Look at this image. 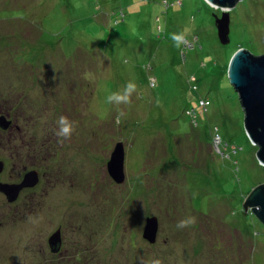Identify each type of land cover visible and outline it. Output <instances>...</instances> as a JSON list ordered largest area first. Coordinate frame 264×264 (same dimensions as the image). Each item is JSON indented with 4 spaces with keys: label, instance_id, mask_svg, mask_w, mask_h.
Instances as JSON below:
<instances>
[{
    "label": "rangeland",
    "instance_id": "obj_1",
    "mask_svg": "<svg viewBox=\"0 0 264 264\" xmlns=\"http://www.w3.org/2000/svg\"><path fill=\"white\" fill-rule=\"evenodd\" d=\"M228 12L222 45L204 0H0V183L40 174L0 192V264H264L242 207L264 166L226 75L237 50L264 54V0Z\"/></svg>",
    "mask_w": 264,
    "mask_h": 264
},
{
    "label": "water",
    "instance_id": "obj_2",
    "mask_svg": "<svg viewBox=\"0 0 264 264\" xmlns=\"http://www.w3.org/2000/svg\"><path fill=\"white\" fill-rule=\"evenodd\" d=\"M208 5L222 9L221 18L215 17V27L219 41L227 45L229 39V10L239 0H204ZM226 9V10H225ZM228 10V11H227ZM229 83L236 91L244 114V128L249 140L257 146V159L264 166V54L253 55L249 51L239 49L233 54L227 67ZM11 121L6 116H0V127L7 130ZM124 146L118 142L107 163L110 177L118 184L124 176ZM4 162L0 160V172ZM39 182V174L32 170L27 172L21 182L16 184L0 183V192L8 202H15L23 189L35 187ZM251 208L255 216L264 224V184L255 187L242 204ZM245 211V210H244ZM157 231L156 218H148L144 227L143 238L153 243ZM61 245L60 231L50 236L49 246L52 253H57Z\"/></svg>",
    "mask_w": 264,
    "mask_h": 264
},
{
    "label": "flooded vegetation",
    "instance_id": "obj_3",
    "mask_svg": "<svg viewBox=\"0 0 264 264\" xmlns=\"http://www.w3.org/2000/svg\"><path fill=\"white\" fill-rule=\"evenodd\" d=\"M39 174V173H38ZM40 175V174H39ZM39 180H40V178H39ZM20 181H18L17 183H19ZM34 188V187H33ZM29 189H32V188H29ZM29 189H27V190H29ZM24 190H26V189H23L22 191H24ZM21 191V192H22ZM21 192H20V194H21ZM60 237H61V247H60V250H59V252L58 253H55V254H53L52 252V254H53V256H55V255H58L59 253H61V250H62V245H63V239H62V233H60ZM51 236V235H50ZM47 245H48V250L49 251H51V248H50V246H49V237L47 238Z\"/></svg>",
    "mask_w": 264,
    "mask_h": 264
},
{
    "label": "built area",
    "instance_id": "obj_4",
    "mask_svg": "<svg viewBox=\"0 0 264 264\" xmlns=\"http://www.w3.org/2000/svg\"><path fill=\"white\" fill-rule=\"evenodd\" d=\"M203 101H207L208 103L207 102H203ZM203 101H201L200 104H201V106H203L205 108V105H203V103H205L206 106H208L209 105V101L208 100H203Z\"/></svg>",
    "mask_w": 264,
    "mask_h": 264
},
{
    "label": "trees",
    "instance_id": "obj_5",
    "mask_svg": "<svg viewBox=\"0 0 264 264\" xmlns=\"http://www.w3.org/2000/svg\"><path fill=\"white\" fill-rule=\"evenodd\" d=\"M233 54V53H232ZM232 54L229 56V58L232 56ZM228 61H229V59H228ZM226 75H227V73H226ZM203 110H205V109H203ZM11 126H12V124H11ZM11 126H10V128H11Z\"/></svg>",
    "mask_w": 264,
    "mask_h": 264
},
{
    "label": "clouds",
    "instance_id": "obj_6",
    "mask_svg": "<svg viewBox=\"0 0 264 264\" xmlns=\"http://www.w3.org/2000/svg\"><path fill=\"white\" fill-rule=\"evenodd\" d=\"M61 119H63V118H61Z\"/></svg>",
    "mask_w": 264,
    "mask_h": 264
}]
</instances>
